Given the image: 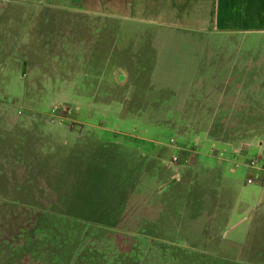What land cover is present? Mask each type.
Returning a JSON list of instances; mask_svg holds the SVG:
<instances>
[{
	"label": "rangeland",
	"instance_id": "374dc122",
	"mask_svg": "<svg viewBox=\"0 0 264 264\" xmlns=\"http://www.w3.org/2000/svg\"><path fill=\"white\" fill-rule=\"evenodd\" d=\"M6 1L39 19L0 80V264H76L85 233L102 264H264V33Z\"/></svg>",
	"mask_w": 264,
	"mask_h": 264
},
{
	"label": "crops",
	"instance_id": "0c3cea01",
	"mask_svg": "<svg viewBox=\"0 0 264 264\" xmlns=\"http://www.w3.org/2000/svg\"><path fill=\"white\" fill-rule=\"evenodd\" d=\"M20 7L26 5L74 9L86 13L116 15L138 21L158 24L168 29L196 32L205 35L233 37V34L264 33V0H15ZM18 3L0 0V56L5 57L0 68V80L11 64L13 56L21 55L25 43L13 41L12 32L21 38L28 22L23 16L11 17L7 10ZM25 4V5H21ZM8 16V17H7ZM13 24L18 25L13 30ZM220 35V36H219ZM19 52V53H18ZM1 63V62H0ZM7 67V68H6ZM120 71H124L119 68ZM192 96V95H191ZM264 185V178L259 181ZM229 214L231 205L228 204ZM228 214V215H229ZM231 242V241H230Z\"/></svg>",
	"mask_w": 264,
	"mask_h": 264
},
{
	"label": "trees",
	"instance_id": "16d2710c",
	"mask_svg": "<svg viewBox=\"0 0 264 264\" xmlns=\"http://www.w3.org/2000/svg\"><path fill=\"white\" fill-rule=\"evenodd\" d=\"M180 154L185 155L186 153L181 152ZM27 211H28V209H27ZM29 213H31V212H29ZM32 221H34V219ZM32 221L30 222V225H32L33 228H35L36 225ZM26 229H28V227H26ZM23 230L24 231L21 230L17 235V237L19 239H21L22 237H24L26 235L25 229H23ZM38 232H39V235L44 234L43 231H38ZM45 238H46V236H45ZM84 239L85 240L80 243L78 250L75 251L76 261H74V263H76V264H102L103 260H105V259L109 260L110 258L118 257V254L116 253V251H115V253L113 252L115 250L114 249L115 247L113 244H115V243H113L112 238L108 239V241L103 242L102 240H98L96 238L94 239L93 237H91L87 233H85ZM3 240H4L3 241L4 243L6 242V244H8L10 246L9 249L13 250V248H14V246H12L13 242H10V240L8 238H4ZM7 242H9V243H7ZM143 245H144L143 246L144 249H143V247L142 248L139 247V248L142 249V252H144V250H146L145 252H147V253H144V255H141V257L139 254V257L142 260L146 261L147 259H150V258H152L158 254V251H157L158 249H156L155 252L153 251V244H148V242L145 241V242H143ZM3 247L0 246V253L4 254L5 251H3L4 250ZM162 254L158 255V257H157L159 262L163 261L162 258H164V257L162 256ZM112 255H114L115 257Z\"/></svg>",
	"mask_w": 264,
	"mask_h": 264
},
{
	"label": "built area",
	"instance_id": "2783aa9c",
	"mask_svg": "<svg viewBox=\"0 0 264 264\" xmlns=\"http://www.w3.org/2000/svg\"><path fill=\"white\" fill-rule=\"evenodd\" d=\"M174 159L176 160V158H174ZM248 182H249V183H252V180H251V179H248Z\"/></svg>",
	"mask_w": 264,
	"mask_h": 264
}]
</instances>
